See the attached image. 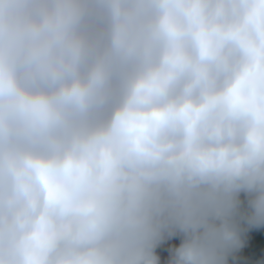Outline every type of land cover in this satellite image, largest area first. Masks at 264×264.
<instances>
[{"label":"water","instance_id":"1","mask_svg":"<svg viewBox=\"0 0 264 264\" xmlns=\"http://www.w3.org/2000/svg\"><path fill=\"white\" fill-rule=\"evenodd\" d=\"M0 264H264V0H0Z\"/></svg>","mask_w":264,"mask_h":264}]
</instances>
